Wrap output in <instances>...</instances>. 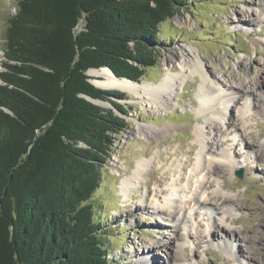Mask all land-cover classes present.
<instances>
[{
    "label": "trees",
    "instance_id": "trees-1",
    "mask_svg": "<svg viewBox=\"0 0 264 264\" xmlns=\"http://www.w3.org/2000/svg\"><path fill=\"white\" fill-rule=\"evenodd\" d=\"M188 1L18 0L0 72V264H110L92 198L127 111L88 72L140 82Z\"/></svg>",
    "mask_w": 264,
    "mask_h": 264
},
{
    "label": "rangeland",
    "instance_id": "rangeland-1",
    "mask_svg": "<svg viewBox=\"0 0 264 264\" xmlns=\"http://www.w3.org/2000/svg\"><path fill=\"white\" fill-rule=\"evenodd\" d=\"M17 7L18 0H0V72L5 61L9 19L15 15ZM157 36L152 45L157 64L146 69L138 84L153 87L167 74H183L177 61V54L183 51L190 55L197 52L212 79L235 83L247 76L260 82L259 86L264 90V0H189L185 8L160 26ZM172 58L176 59L168 68ZM88 73L97 80L90 71ZM189 74H185V83L176 87L175 106L166 111L146 107L147 103L137 95L108 90L124 94L122 99L114 101L126 109L128 124L121 135L114 136V149L102 169V183L92 198L97 218L103 224L102 235L110 264H147L144 259L147 253H143L147 248L152 249L147 256L153 261L148 264L169 263V251L158 243L175 238L176 233L152 208L154 193L162 198L174 197L186 209L192 203L196 224L190 230L192 234L186 231L190 238L185 246V256L190 264H248L240 256L242 253L254 260L250 264H264V157H255L259 151L264 156V99L254 94L248 98L250 111L245 116L247 123L243 130L250 148L239 141L242 134L239 118H236V126L230 128L232 131L224 129L218 134V138L228 143V148L238 155L234 159V175L229 177L221 173L220 177V181L225 182L224 193L234 201V212L226 216L229 226L217 228L220 232L218 243H209L204 238L208 231L206 225L211 228L209 217L214 215L212 211L194 207L192 201L200 196V182L206 184L208 198L212 197L218 184L196 166L200 153L196 131L206 127L210 115L204 114L200 105L201 78L198 74ZM239 97L236 104L240 109L246 96ZM233 106L227 115L229 119L232 116L235 119ZM217 108L223 111L224 106ZM139 127L158 131V138L149 141L136 135ZM149 159L154 164L146 168L142 181L138 180L131 193H123L122 182L136 179L137 164ZM208 159L211 156L206 155ZM240 170H243L242 178L237 176ZM175 191L181 192L180 197L174 196ZM139 206L147 209L138 211ZM214 213L218 215L221 211L216 208ZM225 232L228 238L224 239ZM227 239L229 245L225 247L222 240ZM235 244L237 247L233 249Z\"/></svg>",
    "mask_w": 264,
    "mask_h": 264
},
{
    "label": "bare ground",
    "instance_id": "bare-ground-1",
    "mask_svg": "<svg viewBox=\"0 0 264 264\" xmlns=\"http://www.w3.org/2000/svg\"><path fill=\"white\" fill-rule=\"evenodd\" d=\"M174 59L176 58L171 59L169 62L170 65H167L168 68L169 66H172ZM177 61L182 67L183 74L180 76L167 74L160 84L152 85L153 87L147 86L144 83L138 84L130 82L127 79H116L107 69L98 71L91 70L90 74L97 78L96 81H94L95 78H92L95 85L102 88L114 89L137 95L138 99H143V101L147 103L146 107H158L159 110L163 111L170 110L175 106L174 96H176V87L180 88L185 83L187 78L185 74L189 72V75H199L201 83L199 85L198 96L201 109L204 114H209L210 118L207 120L208 122L206 127H199L196 131V136L200 144V153L198 155V162L196 166L198 169L206 171L209 178H213L216 184H218L212 192V197L208 198L209 195H206V184L204 182H200V196L194 198L192 202L194 203V207H198V209L212 211L214 216L209 217L211 218V228L206 225V230L208 231H206L207 234L204 238L209 240V243H218L217 240L220 237V232L217 231V228L222 225L225 227L229 226V224L227 225L229 221H227L226 216L231 215L234 212V201L229 195L224 193L223 188L225 182L220 181V177L221 173H226L229 177L234 175L236 169L234 159L238 156L236 151L232 152L229 149L230 147L228 148V143H223V141L218 138V134L222 133L224 129L232 131L230 128L236 126V118H239L242 125L240 128L242 134L239 136L241 137L239 141L241 144H245L246 148H250L248 143L245 141L244 137L246 133L243 130L247 123L245 116L250 111L248 98H252L251 95L254 94L259 95L264 99V90L260 88V82H256L247 76L235 83L227 82L225 79H212L206 73L203 59L197 52L194 55H190V53L185 54L182 51L177 54ZM241 95H243V97L246 96V98L244 99V105H242L239 109V104H236V102ZM222 105L224 106L222 109L223 111H219L217 107ZM231 106H233L232 110L235 112V119H232L233 116L231 119L227 118V115L231 110ZM258 108L261 110L260 107ZM261 112H263V110ZM135 133L136 135H140L149 141H151L152 138L155 139L159 136V132L154 129L147 130L140 127L137 128ZM262 147L264 148V145H262ZM259 152L255 155L257 159L264 157L263 154H260ZM206 155L211 156V159L206 160ZM152 164H154L152 159L139 162L137 164L136 171L134 172V177L136 179H127L122 182L121 189L123 193H131L133 188H136L138 180L142 181L141 176L145 174L146 168L148 166L150 167ZM159 193L163 194V191L160 190ZM176 193L177 191H175L174 196L180 197L181 192L178 191L177 195ZM162 197L163 196H159V194L154 193L153 198L155 205L152 208L155 209L156 215L163 219L165 223L167 222L169 225L168 228L175 231L176 234L175 238H169L168 240L164 239L165 242H159L158 246L165 247L169 251L168 264H190L185 256V246L190 238V236L188 237L186 235V231L191 233L190 230H193L194 225L196 224V217L194 219L193 216L194 209L191 208L192 203L190 202L188 204L190 206L186 209L185 206L181 205V202L178 201V199H175L174 197ZM216 208L218 211H221L218 215L214 213ZM145 209L147 208L142 206L137 208L138 211L144 212ZM208 236L209 238H207ZM223 238H228V233H223ZM236 240L237 238L234 239V241ZM244 241H246L245 237ZM223 242H225V247L229 245L228 239L224 241L222 240V243ZM152 246L153 245H151V247ZM236 247V244L234 246L232 245L233 249ZM151 251V248H147L143 250V253L145 252L148 255ZM147 255L144 258L147 264L150 262L153 263ZM240 256H242L244 260H247L248 264L254 262V260L249 258V256L244 257V253Z\"/></svg>",
    "mask_w": 264,
    "mask_h": 264
},
{
    "label": "water",
    "instance_id": "water-1",
    "mask_svg": "<svg viewBox=\"0 0 264 264\" xmlns=\"http://www.w3.org/2000/svg\"><path fill=\"white\" fill-rule=\"evenodd\" d=\"M82 25H83V21H82V24L80 25V26H78L77 27V29L78 30H81V28H82ZM103 69H107V70H109L111 73H112V75L116 78V79H119V78H117L114 74H113V72L109 69V68H102V69H100V70H103ZM88 75H89V73H88ZM130 82H133V81H131V80H129ZM93 83V82H92ZM94 84V83H93ZM95 85V84H94ZM97 88H99V89H103V90H109L108 88H102V87H100V86H97V85H95ZM113 100H116L115 98H113ZM94 104H97V105H100V106H103V107H106V108H111V105L110 104H108V103H104V102H102V101H92ZM237 176L239 177V178H242L243 177V170H240L238 173H237Z\"/></svg>",
    "mask_w": 264,
    "mask_h": 264
}]
</instances>
